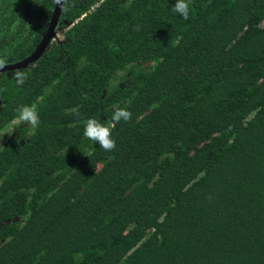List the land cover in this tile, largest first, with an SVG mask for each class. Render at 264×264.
<instances>
[{"label":"trees","instance_id":"16d2710c","mask_svg":"<svg viewBox=\"0 0 264 264\" xmlns=\"http://www.w3.org/2000/svg\"><path fill=\"white\" fill-rule=\"evenodd\" d=\"M55 2L0 0L4 65ZM174 4L64 0L0 73V264H264V0ZM116 106L107 152L83 122Z\"/></svg>","mask_w":264,"mask_h":264},{"label":"clouds","instance_id":"9594fccd","mask_svg":"<svg viewBox=\"0 0 264 264\" xmlns=\"http://www.w3.org/2000/svg\"><path fill=\"white\" fill-rule=\"evenodd\" d=\"M60 3V0H56ZM191 0H175L174 6L171 7L173 13L178 14L184 20L189 19ZM4 65V61L0 60V68ZM18 84H23L26 77L21 71L15 73ZM87 99V96H85ZM16 116L14 123H22L30 126L31 130H35L40 126V119L37 107L33 105H21L16 108ZM75 111V110H74ZM79 114L78 112L76 113ZM132 118V113L126 108L116 106L111 116V123L106 125L95 118H88L84 123L83 136L85 139L99 145L104 151L111 152L116 149V141L112 137V130L121 121L127 123Z\"/></svg>","mask_w":264,"mask_h":264},{"label":"water","instance_id":"95a60500","mask_svg":"<svg viewBox=\"0 0 264 264\" xmlns=\"http://www.w3.org/2000/svg\"><path fill=\"white\" fill-rule=\"evenodd\" d=\"M63 1L64 0H60V3L55 2V6L51 14L48 27L41 41L36 46V48L27 57L23 58L22 60L11 64L3 65V67L0 68V73L5 71H13L16 69L26 68L30 63L35 62L42 55L45 49L51 44V42L57 36L58 18L62 9Z\"/></svg>","mask_w":264,"mask_h":264},{"label":"rangeland","instance_id":"374dc122","mask_svg":"<svg viewBox=\"0 0 264 264\" xmlns=\"http://www.w3.org/2000/svg\"><path fill=\"white\" fill-rule=\"evenodd\" d=\"M61 39L62 38V31L61 30H57V36L55 37V39ZM17 124V123H16ZM11 135V127H8L7 129H5L3 132H2V135H1V140L4 141L8 136Z\"/></svg>","mask_w":264,"mask_h":264}]
</instances>
